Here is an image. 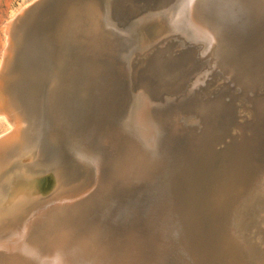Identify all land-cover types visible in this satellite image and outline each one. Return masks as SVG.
I'll return each mask as SVG.
<instances>
[{"label": "bare ground", "instance_id": "obj_1", "mask_svg": "<svg viewBox=\"0 0 264 264\" xmlns=\"http://www.w3.org/2000/svg\"><path fill=\"white\" fill-rule=\"evenodd\" d=\"M37 1L23 7L22 10L28 12L26 16L31 12L29 8ZM125 1L131 5L130 10L133 8L135 13H147L149 17L150 14L164 15L174 10L177 21L182 20L189 31L187 33L182 23L175 24L171 30L185 39L184 49L177 54L171 48L157 49L148 55L147 64L138 78H133L130 72L138 55L129 54L131 36L124 26L108 18L97 22V15L91 7H87L86 15L82 18V28L79 30V37L83 41L81 45L92 52L90 59L97 67L102 63L103 74L115 77L118 59L125 60L129 73L126 81L117 80L119 86H127L131 91L140 86L145 89L146 94L141 99L135 118L138 125L143 124L139 134L141 140L134 135L131 145L109 143L104 128L112 125L111 115L93 110L81 116V130L71 145L77 148L79 156L87 162L92 175V188L99 191L100 197L84 208L77 204L74 208L66 207L63 211L57 208L38 217L37 221L28 226L19 243L0 247V250H4L3 253L0 251V264H105L97 255L99 249L93 245L103 246L111 254L114 251L129 253L137 239L136 230L146 227L150 216H154L157 208L166 202L182 210L181 214L192 231L194 243L213 257L216 264L264 262L263 246L253 239L259 235L264 240V226L261 225L264 223V194L263 197L258 194L261 189L249 182L264 169V94H261L264 88V0ZM40 6L36 5V8ZM92 32L96 36L95 40L89 38ZM204 67L208 71L199 77L197 85L186 87L181 95L163 94L155 101L148 94L161 88L167 91L165 87L173 86L182 76L193 74ZM220 73L229 79L222 86L214 81ZM107 85L103 88V97L109 96L111 88ZM244 102L250 103L256 117L252 126L243 127L244 132L252 131L245 146L262 159L260 167H256V173L250 174H242L243 162L249 155L245 156L242 149L244 145H240V139L233 136V131L237 132L241 128L238 115ZM101 103L102 100H99L98 105ZM182 116L196 120L201 131L181 129L177 119ZM40 123L38 130L43 147L48 132L46 125L51 124L50 117L42 115ZM199 132L202 138L198 136ZM21 149L25 152V148ZM148 160L151 165H147ZM146 168L158 172L150 176L146 174ZM85 191L88 193L87 189ZM55 214H61V217H55ZM240 222L244 235L237 230ZM46 227L48 230L45 231ZM174 235L175 239L182 237ZM30 236L34 237L33 241H28ZM4 252L7 259L1 258Z\"/></svg>", "mask_w": 264, "mask_h": 264}, {"label": "rangeland", "instance_id": "obj_2", "mask_svg": "<svg viewBox=\"0 0 264 264\" xmlns=\"http://www.w3.org/2000/svg\"><path fill=\"white\" fill-rule=\"evenodd\" d=\"M34 1L35 0H0V247H8L19 243L24 237L28 226L37 221L38 217L41 215L49 214L57 208L58 211H63L66 207L74 208L77 204L83 205L84 208L86 204H89L96 198L100 197L99 191H97L96 188H92V175L87 162L79 156L77 148L71 145L74 137L81 130V126L79 124L80 117L93 111L82 110V106H86L91 98V86L88 81L80 80L79 84L76 86V94L69 92L64 94V96H59L58 98L57 96L54 97L53 92L55 91V87L57 88V80L59 77H62L63 79L64 76V73L61 70L64 59L57 56L56 60L54 58H48L49 60L47 62V60L42 57L43 50L48 51L53 47L51 36L49 35L50 33H48L52 22L54 20L57 22V18H61L59 24L61 27L60 35L67 38V40L64 39V42H69L70 40L73 41L76 45L77 57L82 61H87L91 66L95 65V70H99L98 73L103 76L105 75L103 74V71L100 70L102 69V63L100 62V67H97L96 63L90 59L92 52L85 49L81 45L83 41L81 37H79V30L82 28V18L86 15L87 7H91L93 13L97 15V22L103 18H108L113 22L120 23L124 26V29L129 32L132 38V46L129 54L134 56L138 55L130 72L133 78H138L141 70L147 64V60L149 59L148 55H152V53H154L157 49L164 50L166 48H171L176 54L184 49L183 43L185 39L182 37L180 38V34L171 30L175 24H183L182 26L185 27L182 20L177 21L174 10L168 11L167 14L164 15L150 14L149 17V14L147 13H135L136 10H133V8L130 10L131 5L125 0H38L33 7L29 8V11L31 10V12L26 16V13L28 12L22 10L23 7ZM36 5L41 6L36 8ZM24 11L25 13L23 14L22 12ZM20 12L25 16H22ZM132 13L137 15L135 16L136 18H129L133 16ZM32 16H34L33 20ZM115 19L119 21L117 22ZM9 26L10 28L11 26L15 27L11 28V30ZM185 29L187 30L186 27ZM8 30L13 32L11 33ZM188 32L189 31L187 30V33ZM54 34L55 37H57V24ZM95 37L94 32L90 33L89 38L91 40H95ZM70 49L71 47H67L64 51L67 53ZM118 65L119 66L115 69V74H117L115 78L117 77L118 82L126 81L127 73H129L126 61L118 59ZM205 68L207 67L198 69L197 72L193 74L182 76L179 80L175 81L173 86L165 87L167 91H162L163 89L161 88L159 90L157 89L154 93L148 94L153 96L151 98L155 101L159 98V95L163 94H166L165 96H169L180 93L179 95H181L184 93L183 90L187 89L186 87L190 88V86L193 87L197 85L200 80L199 77L201 78V76L208 71V68ZM19 75L20 77L24 76V79L22 77L19 78ZM32 76L33 78L35 76V78H31ZM39 76H41V79ZM29 79L31 80L30 86L25 83ZM228 80V77H225L222 73L219 75L217 74L214 79V81L218 83V86L228 83ZM16 88L18 90L23 88L21 90L25 91V94L21 90L15 91ZM28 91H30V94ZM131 92L122 112L111 115L113 119L112 125L104 128V132L108 135L107 139L109 143H114L115 145H131L134 135L141 140L139 134H141L143 124L138 125L135 118L138 113L139 106L141 105V99L146 93L145 89L141 86ZM140 93H142L141 96ZM262 93L264 94V88L261 89V94ZM35 94L36 97H34ZM31 101L33 103H31ZM27 104H29V106ZM30 106H33V108ZM36 109L37 112L35 111ZM239 114L238 119L241 128H238L237 132L234 130L233 136L240 139L238 140L240 145H244L242 149L245 156L247 157L248 155H251L243 162L244 168L242 170V174L256 173V167H260L262 159L256 157L255 152L248 150L245 146L246 141H248L252 135V131L248 130L247 132H244L243 130L244 126H252L256 120L250 103L244 102L243 106L239 109ZM42 115L50 117L51 124L46 125L47 128H59L60 131L62 129V139L59 137L55 139V144L52 143L47 133L43 147L41 144L42 136L38 130L41 125L40 122ZM177 121L181 129H201L196 120H189L185 116L179 117ZM194 121L196 122L194 123ZM60 126L62 128H60ZM198 136L200 138L203 137L200 132ZM33 141H35L36 144ZM21 147L25 148V152H22ZM147 162V165L152 164L150 160ZM145 172L151 176L156 174L158 171L146 168ZM263 172L264 169L262 170V173ZM262 173L259 171V174L253 178V181L249 182H252L251 184H253L252 186L255 188L261 189L258 194L263 197L264 174ZM247 183L248 182H246V184ZM86 189L88 193H85ZM82 195L85 196L83 197ZM76 197H80L78 198L79 201ZM69 199L72 200L70 201ZM181 211L182 210L178 206L172 203L166 202L159 206L155 211V214H153L155 217L150 216L148 219L149 224L146 225V227L139 229L140 231L136 230L137 239L133 242V250L127 254L116 253V251L111 254L107 248L96 244L93 245V247L96 246L95 248L97 250L99 249L97 251V255L104 260L105 264H209V262L210 264H216L213 257L207 255L201 247L194 243L195 240L191 236L193 235L192 231L188 228L189 226L185 221V217L181 214ZM85 212L86 210H84V213ZM56 216L61 217V214H55V217ZM24 225L27 226L25 227ZM157 225L161 226L158 227ZM261 225L264 226V223ZM156 227L160 231L162 230V233ZM46 228L45 231L48 230V228ZM237 230L241 234L244 233L241 222L238 224ZM48 232L49 231H47V233ZM173 233L176 234L177 237L182 236L183 238L181 237L180 239L176 237L177 239H175V235ZM58 234L60 233L58 232ZM58 237L60 236L58 235ZM33 238V236H30L28 241H33ZM253 239L257 242L259 241L264 249V240L261 236L258 235ZM141 246H143V249ZM172 248H174L175 251ZM0 251L3 253L4 250ZM177 251H179V253ZM133 254H135V256H133ZM3 255H6L5 252L4 254H1V258L7 259V255L5 258ZM151 256L155 259V263L153 262L154 259ZM210 258L212 261L209 260ZM260 264H264V262L261 261Z\"/></svg>", "mask_w": 264, "mask_h": 264}, {"label": "water", "instance_id": "obj_3", "mask_svg": "<svg viewBox=\"0 0 264 264\" xmlns=\"http://www.w3.org/2000/svg\"><path fill=\"white\" fill-rule=\"evenodd\" d=\"M132 15L133 16L129 18H134L135 16H137L134 14ZM60 20L61 18H57V22L54 20L55 22H52L51 27L48 30V33H50L49 35L51 36L53 47L48 51L43 50L42 54V57L46 59L47 62L49 60L48 58H54L56 60L57 56L64 59L61 68L64 76L63 79L62 77H59V79L57 80V88L55 87V91L53 92L54 97L57 96L58 98L59 96H64V94L69 92H73L76 94L77 84H79L80 80H85L88 81L91 86V98L86 106H82V110H94V112H101L100 114L104 115H114L118 114L119 112L121 113L128 100L131 90L127 86L126 88L120 87L117 82V77L115 78L112 75H109V77L103 76L98 73L99 70H95V65L91 66L87 61L80 60L77 57L76 45L74 44V42L71 40L69 42H64V39L67 40V38L60 35ZM56 24L57 37H55L54 34ZM67 47H71V49L66 53L64 49H66ZM25 83L29 86L31 85V81L29 80H27ZM107 83L108 88L110 87L111 90L108 92L109 96L103 97V88ZM98 100H102V103L100 105H98ZM60 128L62 127L60 126ZM61 131L59 130V128H48V136L54 144L55 139H57L58 137L62 139Z\"/></svg>", "mask_w": 264, "mask_h": 264}]
</instances>
